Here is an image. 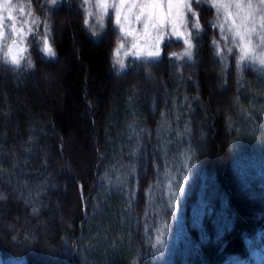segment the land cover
<instances>
[{
    "label": "trees",
    "instance_id": "trees-1",
    "mask_svg": "<svg viewBox=\"0 0 264 264\" xmlns=\"http://www.w3.org/2000/svg\"><path fill=\"white\" fill-rule=\"evenodd\" d=\"M27 2L55 55L45 27L0 55V264H264V67L217 55L207 0L191 59L172 38L122 69L112 18Z\"/></svg>",
    "mask_w": 264,
    "mask_h": 264
},
{
    "label": "rangeland",
    "instance_id": "rangeland-1",
    "mask_svg": "<svg viewBox=\"0 0 264 264\" xmlns=\"http://www.w3.org/2000/svg\"><path fill=\"white\" fill-rule=\"evenodd\" d=\"M113 2L118 3V10L102 6L97 3V0H89L88 4H85L84 0H81L86 18L94 29H99L101 27V23L103 24V22L108 18V14H111L113 25L120 33L122 38L121 42L125 44V47L120 50L119 56H114L115 61L116 59H120L124 63L127 58L156 59L161 55V46L165 41L174 38L184 44V37L187 33L190 30L195 31L194 29L183 27L185 23V15L182 7L175 3L169 6L167 0H164L163 3H157L155 5L147 3L143 9H141L139 3L134 6L131 3V0H129L128 3H119V0H108L109 4ZM256 2H258V0H256ZM29 4L30 3L27 2V0H0V17L3 18V31L5 33L4 38L0 39V55L5 60L10 59L12 56L17 58L22 56L23 59L21 60L26 59L30 37L34 35L40 39L42 36L36 29H44L43 24L41 23L39 26L31 24V20L37 17L35 15L32 17L26 15ZM207 4H209L208 6H211L210 0H207ZM21 5L24 6V15H21L20 12ZM142 10L144 13V15L141 16L142 22L138 23L136 17L141 14ZM214 10V23L217 25L224 23V10H221V17L219 21L216 20L217 9L214 8ZM89 12L92 13L91 16L88 15ZM233 12H235V9H233ZM117 15L120 16L119 25L116 21ZM243 15L244 13H241V16ZM9 16H11L12 19H9ZM233 18L236 20L237 24H240L241 21L239 18L235 16ZM153 20L159 28V36L157 30L150 26ZM25 21L28 23H24ZM231 23L232 21L229 20L228 23L225 24V28L227 29ZM145 24H148L149 26L145 27ZM121 27L124 29V32L120 31ZM14 28L15 30H13ZM217 28L219 36H221L220 29L219 27ZM29 29H31V31H29ZM257 29L259 30L258 24ZM125 36H127L126 40L123 39ZM133 44L136 45L135 48L132 47ZM192 44L194 47L193 37ZM41 45L43 47V43ZM157 48L159 49V55L154 58H150L148 53L155 51ZM23 49H27V51H23ZM125 52L129 54L125 55ZM5 53H8L7 57L5 56ZM254 65L260 66L258 63ZM116 66L119 69H122L119 63H116ZM252 255L258 263L264 261V248L253 249Z\"/></svg>",
    "mask_w": 264,
    "mask_h": 264
},
{
    "label": "snow or ice",
    "instance_id": "snow-or-ice-1",
    "mask_svg": "<svg viewBox=\"0 0 264 264\" xmlns=\"http://www.w3.org/2000/svg\"><path fill=\"white\" fill-rule=\"evenodd\" d=\"M53 4H56L58 0H51ZM85 4L89 3V0H84ZM129 0H119V3H128ZM164 0H131V3L135 6L139 3L141 9H143L147 3H151L153 5L157 3H163ZM199 3L200 0H167L169 6L172 4H178L182 7L185 15V23L183 25L184 28H191L194 29L196 33L201 30L200 20L198 13L193 9V3ZM97 3L111 7L113 9L118 10V3L113 2L111 4L108 3V0H97ZM211 6L217 9V16L216 20L219 21L221 17V10H224L225 13V20L224 23L220 24H213V27H219L220 29V39L224 41V45L221 46L216 40H213L214 46L217 48V55H222L223 50L225 48L232 54L238 50L240 53L239 59L237 60V67H241L244 63H252V64H259L261 67H264V0H210ZM235 9V12H233ZM21 15L25 14L24 6H20ZM241 13H244L241 16ZM27 16L32 17L34 15L33 11L31 10V5H28V11L26 13ZM89 16L92 15L91 12L88 13ZM144 15L143 10L141 14L136 17L138 23L141 21V16ZM237 17L240 19V24L236 23V20L233 17ZM109 20H111V14H108ZM9 19H12L9 16ZM231 20V25L226 29L225 24ZM117 24H120V16L117 15L116 17ZM24 23H28L25 21ZM31 24L39 26L41 24V20L39 18H34L31 20ZM84 24L87 27L89 21L87 18L84 20ZM257 24L259 25V30L257 29ZM101 26L103 24L101 23ZM148 24H145V27H148ZM152 28L157 30L159 36V28L155 21L153 20L150 25ZM45 29L47 30L43 37V52L46 56H53L55 55L53 48L51 47L48 39V34L50 33V28H48L47 23L44 24ZM15 30V28L13 29ZM22 31V30H21ZM31 31V29H29ZM121 32H124V29L121 27ZM227 33V34H226ZM95 35V33H93ZM194 33L189 31L187 35L184 37V44L185 50L179 54V57L186 56L191 59V49L193 47L192 44V36ZM5 33L3 31V18L0 17V39H3ZM124 40L127 39V36L123 38ZM23 42V41H21ZM15 43V41H14ZM231 44L232 47L228 48V45ZM125 47V44L121 42L117 49L114 52V56L118 57L119 52L122 48ZM133 48L136 47L135 44L132 45ZM11 51V50H9ZM23 51H27V49H23ZM129 53L125 52V55ZM135 54V53H133ZM159 55V49L157 48L153 52H149L148 56L150 58H154ZM176 56L177 54H173ZM5 56H8V53H5ZM139 58V57H138ZM23 57H15L12 56L10 59L5 60L6 63H11L16 67L20 66V60ZM116 63H119L121 67L124 66V63L120 59H116ZM35 211V209H34Z\"/></svg>",
    "mask_w": 264,
    "mask_h": 264
}]
</instances>
